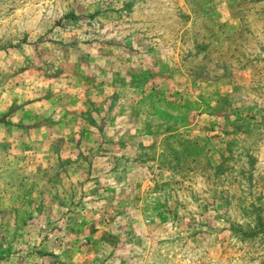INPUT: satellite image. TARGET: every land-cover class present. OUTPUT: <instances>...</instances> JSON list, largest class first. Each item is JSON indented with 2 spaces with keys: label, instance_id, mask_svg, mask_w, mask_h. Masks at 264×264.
<instances>
[{
  "label": "rangeland",
  "instance_id": "obj_1",
  "mask_svg": "<svg viewBox=\"0 0 264 264\" xmlns=\"http://www.w3.org/2000/svg\"><path fill=\"white\" fill-rule=\"evenodd\" d=\"M0 264H264V0H0Z\"/></svg>",
  "mask_w": 264,
  "mask_h": 264
}]
</instances>
